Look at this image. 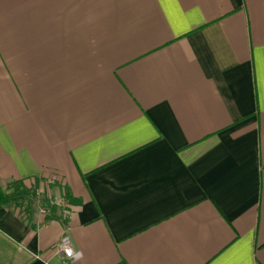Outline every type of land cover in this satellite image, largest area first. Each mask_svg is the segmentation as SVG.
I'll list each match as a JSON object with an SVG mask.
<instances>
[{
	"label": "crops",
	"instance_id": "1",
	"mask_svg": "<svg viewBox=\"0 0 264 264\" xmlns=\"http://www.w3.org/2000/svg\"><path fill=\"white\" fill-rule=\"evenodd\" d=\"M0 188V264H264V0H0Z\"/></svg>",
	"mask_w": 264,
	"mask_h": 264
},
{
	"label": "rangeland",
	"instance_id": "2",
	"mask_svg": "<svg viewBox=\"0 0 264 264\" xmlns=\"http://www.w3.org/2000/svg\"><path fill=\"white\" fill-rule=\"evenodd\" d=\"M47 186H50L46 184ZM28 186V185H27ZM28 188V187H27ZM44 188V186H43ZM43 188L41 189L40 187H35L30 189V194L27 193H22L18 189L13 190V192L16 194L15 201H13L12 205L14 206H20V209H29L30 213H40V209L44 211V208H54L57 213L63 214L65 212L63 202L60 203V200L63 199V197H51V195L45 196ZM50 188V187H49ZM14 198V197H12ZM48 199V205L45 203V200L47 201ZM63 201V200H62ZM45 203L46 207L43 205ZM37 209V210H35Z\"/></svg>",
	"mask_w": 264,
	"mask_h": 264
},
{
	"label": "trees",
	"instance_id": "3",
	"mask_svg": "<svg viewBox=\"0 0 264 264\" xmlns=\"http://www.w3.org/2000/svg\"><path fill=\"white\" fill-rule=\"evenodd\" d=\"M9 199L10 196L0 188V218L5 214L4 206L9 202Z\"/></svg>",
	"mask_w": 264,
	"mask_h": 264
},
{
	"label": "built area",
	"instance_id": "4",
	"mask_svg": "<svg viewBox=\"0 0 264 264\" xmlns=\"http://www.w3.org/2000/svg\"><path fill=\"white\" fill-rule=\"evenodd\" d=\"M62 202L63 201L60 200V203ZM59 251L67 259H72L74 257L72 249L67 244H62Z\"/></svg>",
	"mask_w": 264,
	"mask_h": 264
}]
</instances>
